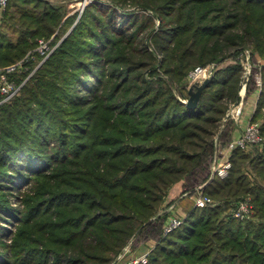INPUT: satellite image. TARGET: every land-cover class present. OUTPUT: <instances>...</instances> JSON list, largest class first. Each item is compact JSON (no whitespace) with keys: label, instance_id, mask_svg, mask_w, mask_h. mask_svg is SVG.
I'll use <instances>...</instances> for the list:
<instances>
[{"label":"trees","instance_id":"obj_1","mask_svg":"<svg viewBox=\"0 0 264 264\" xmlns=\"http://www.w3.org/2000/svg\"><path fill=\"white\" fill-rule=\"evenodd\" d=\"M108 3L66 16L57 0H8L3 11L0 68L72 27L18 95H0V264H110L138 233L156 243L148 264H264V144L235 149L228 176L204 187L215 203L190 209L175 231L155 218L172 184L208 180L213 132L239 100L242 68L213 71L194 108L173 82L245 48L264 58V0ZM261 73L251 121L262 115L264 135ZM247 196L253 219L232 217Z\"/></svg>","mask_w":264,"mask_h":264},{"label":"rangeland","instance_id":"obj_2","mask_svg":"<svg viewBox=\"0 0 264 264\" xmlns=\"http://www.w3.org/2000/svg\"><path fill=\"white\" fill-rule=\"evenodd\" d=\"M81 0H57V5L61 6L64 12L66 13V16L73 15L75 13H78L80 15L82 12L78 10L79 2ZM102 1V0H101ZM107 1V2H106ZM109 0H103L102 2H97L100 4H104L103 6H108ZM135 8L127 6L126 10L127 11H133ZM118 11L119 16L122 15V11L120 9H116ZM133 13H139V11H133ZM132 13V14H133ZM147 16L152 15L150 12L147 11ZM79 17V16H78ZM154 25L155 28L158 26V20L154 18ZM72 27V26H71ZM71 27L68 26L67 28H64V30H56V32L49 38L45 39L46 41L49 42L50 46V52L46 56H41L38 52H35V49L37 48L38 45L28 51L25 56L13 64L24 60L26 55H29V59L27 62L32 60L31 65H27V62L25 65H23L22 71L20 73L24 74L28 71V74H25L22 82L17 83L14 79L13 82L15 83L16 90L14 92V96L18 95L20 92L21 87L24 85L26 81L37 71V69L42 65L43 61L47 59V57L57 48L61 40L66 36L67 33L71 30ZM147 37H145V34L142 35V41L143 44L146 43L149 44V49L155 51L153 42L151 40V37L149 36L148 39L146 40ZM43 39H40L41 41ZM53 44H52V43ZM250 48H245L241 50L236 56H230L225 58L222 62L219 63H211L206 66H201L198 65L194 67L192 70H190L187 75L185 76L184 80L181 83H176L173 82V89H174V94L176 97H179L182 101L185 100L184 98H180L179 92L177 91L178 89L180 90L181 88H186L189 89V87L193 84L192 83V77L191 74L200 68H209L210 71H215L217 68L220 67H225L227 65H234V64H239L242 68V74H241V79H240V89L238 91L239 95V100L237 102H228L225 108V113L220 119V121L217 123V126L213 132V137L212 139L214 140L215 144V150L212 155V159L209 163V178L208 180L200 184L198 186H195V188L192 190L188 188V185L185 186L183 181H178L174 184H172L166 191L164 197L162 198L160 202V206L157 210V214L155 215L156 219H159L162 222V228L164 225L172 218L174 217H182L186 215V213L195 207V198L198 196L199 193H202L204 196H207L204 192V187L213 180L212 177V169L215 165V162L217 158L219 157V154L221 151L224 150V148L236 137H238L242 131L243 128L249 124V123H255V124H261L262 122V115L257 117L256 121H251V118L248 119V114L250 113V107L249 104L252 103V100L258 99L259 96V91L261 89V84H262V69L264 68V58H262L260 55H258L257 52L252 53L250 51ZM37 56H39V59H37ZM157 59L160 61L162 59V54H156ZM11 65V64H10ZM9 66V65H7ZM5 66V67H7ZM3 67V68H5ZM3 68H0L3 69ZM26 71V72H25ZM157 71L159 74L165 77V79L170 80V77L168 75H165L161 69L160 63L157 65ZM19 74V73H17ZM16 75V74H14ZM207 76V75H206ZM206 76H200L198 78L199 82H202ZM19 77V76H18ZM253 89V91H251ZM11 97V98H13ZM256 99V101H257ZM249 102V103H247ZM256 104V102H255ZM255 108V105H253ZM249 107V108H248ZM254 108L252 113L254 112ZM262 134V132H261ZM223 136V137H222ZM225 136V137H224ZM264 137V135L262 134ZM230 139V140H229ZM263 145H251L248 146L247 149H245L246 153L249 155L255 154L254 152L257 149H261ZM247 168V169H246ZM247 170L250 174H252L251 169L249 168V165L244 168ZM246 171V172H247ZM190 187V186H189ZM194 187V186H193ZM209 197V196H208ZM211 198V197H210ZM212 199V198H211ZM213 200V199H212ZM248 202V207H249V214L245 216L243 219L240 217H234L233 214L235 213L237 206L239 203L242 201ZM238 201L235 203V206L229 210V213L232 217L238 218L241 220H251L253 219V213H254V206L253 203L250 201L249 196H247L246 199ZM215 203V200H213ZM225 216V213L222 214V217ZM151 220V219H150ZM149 220V221H150ZM3 226L9 227L7 223L2 222ZM7 242H10L7 240ZM156 243L153 240H149L145 238L144 234L138 233L135 236H133L128 243L125 245V247L122 249L121 253L110 263V264H122V262L134 255H138L140 253H143L144 251L147 250H152L153 246Z\"/></svg>","mask_w":264,"mask_h":264},{"label":"built area","instance_id":"obj_3","mask_svg":"<svg viewBox=\"0 0 264 264\" xmlns=\"http://www.w3.org/2000/svg\"><path fill=\"white\" fill-rule=\"evenodd\" d=\"M94 2H102L101 0H81L79 2L78 10L80 12ZM8 0H0V8L5 9L7 6ZM104 3V2H102ZM49 42L46 40L39 41V45L35 49V52H38L41 56H46L50 52ZM29 59V55H26L24 60H21L15 64H11L3 69L0 70V95L3 97L2 101H6L13 97L14 92L16 90L15 83L13 80L10 79V76L20 73L22 71L23 65ZM207 75V76H206ZM212 75V71L209 68H200L195 70L192 74V83L199 82L198 78L200 76L209 77ZM264 144V137L261 134L259 124L249 123L244 128L242 133L233 139L223 151L220 152L219 157L217 158L215 165L212 169V177L213 178H225L229 174V170L231 168V161L230 157L232 152L235 149H242L245 150L248 146L253 145H263ZM214 204L213 200L208 197L204 196L202 193H199L198 196L195 198V207L202 208L207 205ZM249 214V207L248 202L245 200L238 204L235 213L233 214L234 217H240L243 219L245 216ZM184 216L182 217H174L170 219L163 227L164 234H169L175 231L184 220ZM151 250L144 251L138 255L130 256L126 258L122 264H148L149 261V254Z\"/></svg>","mask_w":264,"mask_h":264},{"label":"water","instance_id":"obj_4","mask_svg":"<svg viewBox=\"0 0 264 264\" xmlns=\"http://www.w3.org/2000/svg\"><path fill=\"white\" fill-rule=\"evenodd\" d=\"M212 75L205 78L202 82H195L193 83L188 91H189V98L185 101V104L188 108H194L199 100V97L203 91V89L207 86L211 79Z\"/></svg>","mask_w":264,"mask_h":264},{"label":"crops","instance_id":"obj_5","mask_svg":"<svg viewBox=\"0 0 264 264\" xmlns=\"http://www.w3.org/2000/svg\"><path fill=\"white\" fill-rule=\"evenodd\" d=\"M3 11H4V10L0 8V22H1L2 15H3ZM256 99H257V98H256ZM256 99H255V100L253 99V100H252V103L249 104V107H250L249 112H250V113L248 114V117H247L248 119H250V118H251V115L253 114V113H252L253 108H254L253 105H255ZM247 103H249V102H247ZM249 107H248V108H249Z\"/></svg>","mask_w":264,"mask_h":264}]
</instances>
